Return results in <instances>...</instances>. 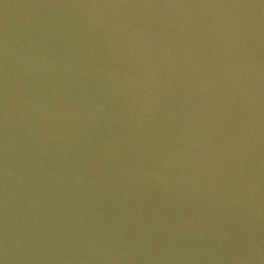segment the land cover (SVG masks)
Returning <instances> with one entry per match:
<instances>
[{
    "label": "water",
    "instance_id": "obj_1",
    "mask_svg": "<svg viewBox=\"0 0 264 264\" xmlns=\"http://www.w3.org/2000/svg\"><path fill=\"white\" fill-rule=\"evenodd\" d=\"M0 264H264V0H0Z\"/></svg>",
    "mask_w": 264,
    "mask_h": 264
}]
</instances>
